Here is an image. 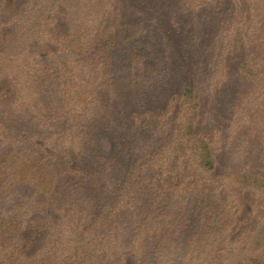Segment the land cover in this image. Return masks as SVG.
I'll list each match as a JSON object with an SVG mask.
<instances>
[{"label": "rangeland", "instance_id": "374dc122", "mask_svg": "<svg viewBox=\"0 0 264 264\" xmlns=\"http://www.w3.org/2000/svg\"><path fill=\"white\" fill-rule=\"evenodd\" d=\"M37 1L5 0L4 24L0 29V120L33 147L51 151L48 138L53 131L41 128L12 104L16 75L21 64L32 60L72 71L84 80L83 85L90 83L105 101H111L125 116L136 110L163 112L170 105L175 110L179 104L172 99L181 93L183 85L189 84L197 97L195 128L208 141L216 158L212 172L228 174V188L217 195L206 193L207 196L201 198H206L205 204L198 202L199 197L181 185L169 197L151 192L136 195L139 200L134 201V205L139 208L123 210L122 218L117 213V217L110 219V214H115L113 210H101L111 226L122 227V233L116 235L115 231L116 236L111 235L99 222L89 223L94 236L97 234L95 250H98L80 262L72 258L69 263L264 264V249L252 250L249 246L255 245L258 239L264 240L261 238L264 235H260L264 225V188L261 186L264 181V80L242 66L245 60L264 59V11L252 8L248 14L255 18V23L244 24V8L252 4L251 0H112L122 20L115 31H107L105 18L97 10L88 9V0H62L54 17L60 31L62 28L71 31L66 44L47 40L43 22L48 13H40ZM80 50H88V53L81 55ZM164 55L170 59L166 77L152 83L151 87L137 83L141 81L137 78L130 82L139 75L132 69L135 65L147 61L150 65L162 66ZM84 62H116V82L112 87L99 86L96 76L81 66ZM184 97H180V101ZM186 105L181 102L180 109L183 111L185 107L191 111ZM182 133L180 127L170 136L169 130L152 129L145 140L157 149L159 158H164L167 143L175 142L178 135L182 140ZM112 139L110 134L99 138L102 153L110 155L112 148L115 151ZM181 153L186 159L190 158L186 146L181 147ZM70 159L75 167L88 166L79 153L71 154ZM192 173L200 172L194 165L184 164L172 176L177 183ZM19 175H29L24 164L19 167ZM253 178H258L257 186L247 187L246 183ZM239 179L242 180L239 182ZM32 189L33 185L6 195L0 216L9 215L18 202L24 208V199ZM50 193L41 188L26 204V220L20 230V237L34 240L28 255L42 261L51 255L52 234L56 228L62 230L60 225L65 221V212L54 209ZM120 196L118 189L109 193L110 206L115 205ZM151 198L154 204H148ZM144 202V212L153 223L160 221L179 231L171 251L150 262L134 249L136 226L143 218L138 214ZM23 208L20 212L25 210ZM16 212L14 209L13 213ZM188 236L193 237L195 243L185 255L188 245L182 240ZM207 242L209 245L201 253L200 247ZM198 244L201 246L196 248ZM121 253L123 257L119 258ZM58 254L56 261L64 264V253ZM0 255L3 264H13L14 258H7L11 255L10 249L7 253L4 249ZM53 260L51 257L50 264Z\"/></svg>", "mask_w": 264, "mask_h": 264}, {"label": "trees", "instance_id": "16d2710c", "mask_svg": "<svg viewBox=\"0 0 264 264\" xmlns=\"http://www.w3.org/2000/svg\"><path fill=\"white\" fill-rule=\"evenodd\" d=\"M61 1L38 0L36 6H39L40 13H48L43 22L46 26L47 40L67 44L71 31L62 27L60 31L56 26L59 24L57 17H54L61 7ZM251 1L252 4L249 6L246 4L244 8L242 18L244 24L255 23V18L248 14L252 8L258 7L264 11V0ZM5 5V0H0V29L4 24ZM86 5L88 9L97 10L105 18L107 31H115L119 26L122 19L119 9L112 0H88ZM240 26L244 28L243 24ZM87 51L80 50L79 54H86ZM163 58L165 61L162 66L150 65L146 63L147 61L132 66L139 75L130 82L137 78L141 80L137 83L151 87L152 83L166 77L170 69V59L166 55ZM81 66L84 69L88 68L89 72L96 76L101 87H112L116 82L118 75L116 62L110 64L84 62ZM242 66L250 74L264 80V59L257 62L245 60ZM82 81L84 80L70 70L57 69L52 63L36 60L21 64L16 75L13 106L39 123L41 128L50 129L53 133L48 138L51 151L33 147L12 127L0 120V206L6 195L33 185L31 193L24 199L25 210L20 212L24 205L20 206L18 202L9 215L0 216V253L4 249L7 253L10 249L11 255L7 258L9 260L14 258L13 264H50L51 257L54 258L52 264H60L56 261L60 252L64 253V264H70L72 258H75L74 262L82 261L93 251L98 250H95L98 246L95 241L97 234L94 236L93 226L88 224L95 225L99 222L100 227L109 234L122 233V227L111 226L100 211L110 208L115 213L110 214V219L117 217V213L122 218L123 210L139 208L134 205L136 203L134 201L139 200L135 196L141 193L145 195H150V192L152 195L161 193L169 197L183 185L185 190L192 191L199 197L198 202L204 203L206 198L203 200L201 198L205 197L206 193L209 196L212 193L217 195L224 188H228V174L218 175L212 172L216 167L214 151L195 128V117L198 115L194 102H197V97L194 88L189 84L183 85L181 93L172 99L179 104L175 110L170 105L163 112L151 109L136 110L125 116L118 107L110 103L111 101H105L90 83L84 82L83 85ZM183 96H185L183 101L182 99L180 101L179 98ZM181 102L183 105L187 104L191 111L184 107L183 112L180 109ZM179 127L184 134L182 140L178 135L175 142L167 143L166 156L159 158V152L152 144H148L145 135H149L152 129L159 131L162 129L169 130L170 136ZM107 134L113 137L116 151L112 148L110 155L102 153L99 149V138ZM183 146L190 152L189 159L181 153ZM73 153H79L85 158L88 166L84 168L73 166L70 159ZM179 157L184 159L181 160ZM21 164L29 170L27 177L19 175ZM184 164L194 165L200 173L189 174L176 183L172 175ZM240 180L242 179L238 181ZM256 181L258 178H253L246 186L254 188L257 186ZM261 186L264 188V181ZM41 188H46L48 193L51 192L54 209L65 212V221L60 225L63 229L56 228L52 234L51 244L54 246L46 261L29 256L34 240L20 237V230L27 215L26 204L31 202ZM115 189L121 191V196L115 205L110 206L108 195ZM154 203L155 200L151 198L148 204ZM14 209L18 212L13 213ZM144 210L145 206L138 214L143 218L136 226L134 249L141 258L150 262L171 251V245L177 240L179 231L172 225L168 226L160 221L153 223V219H150ZM262 226L260 235H264V225ZM182 241L188 245L184 249L185 255H188V249L195 241L191 236ZM263 242L264 240L258 239L255 245L249 244L250 249H264ZM208 245V242L202 247L198 244L196 248H202L200 252L203 253V249ZM197 251L198 249L195 252ZM1 257L0 255V264H3L4 260ZM122 257L121 253L119 258ZM259 259L263 258L259 256Z\"/></svg>", "mask_w": 264, "mask_h": 264}]
</instances>
